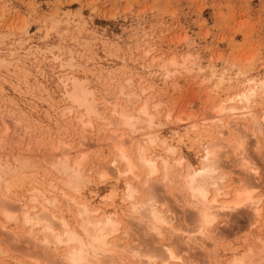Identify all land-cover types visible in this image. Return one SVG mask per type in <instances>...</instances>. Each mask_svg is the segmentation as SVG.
<instances>
[{
	"label": "bare ground",
	"instance_id": "6f19581e",
	"mask_svg": "<svg viewBox=\"0 0 264 264\" xmlns=\"http://www.w3.org/2000/svg\"><path fill=\"white\" fill-rule=\"evenodd\" d=\"M25 25L22 31H25ZM50 29L53 27L50 26ZM49 44L44 48H39L36 44L28 47V44V49L32 50L26 49L29 52H25L23 57L41 52L45 54V58L49 57V62L59 61L62 57L61 49L57 43ZM8 45L10 47V44ZM13 45L15 46L14 43ZM12 49L6 52L7 54L0 55V66L10 73L25 71L20 58L22 55L15 57V49ZM66 51L73 53L70 48ZM149 52L150 50H145L146 54ZM33 58L35 59V56H32V61ZM156 58H151V61ZM252 61L253 57L247 59L246 64H233L228 71H219L212 63H206L205 67L201 68L205 71L204 81L220 80L227 92L225 97L223 95L224 98L218 97L214 104L211 103L207 110V107H202L204 110H200L199 118H194V114L188 112L183 114V110L172 116V109L162 114L164 117L161 118L158 106L162 102H152L153 96H149L151 99L146 97L147 94L144 95L149 85L142 87L139 83L141 89L136 93L127 88L131 86L129 78L124 79L125 85L117 86L120 87L116 88L118 92L115 96L111 93V97L98 98L86 77H78L75 74L79 83L86 87L81 97H74L66 81L67 73L62 72L56 80L60 81L64 90L60 93V99L68 103L61 107V110L58 109L62 116L73 114V120L75 119V123L82 129L81 133H78L79 140L77 139L76 145L74 140L71 146L55 141L56 143L48 148L52 150L44 153L46 157L41 156L43 162L49 163L48 169L51 171L45 167L42 170L43 166L40 171H43L44 175L57 173L60 176L57 181L51 174L60 187L53 184L52 178H49V181L47 177V182L42 181L39 176H34V181L29 179L27 174L30 172L27 173V170H38L35 165L40 159L37 160L35 156V162L33 158L21 154L22 149H16L20 151L18 156L13 154L9 159L8 155L2 154L4 147L0 144V255L7 254L6 257L0 258V264H196L198 261V264H216L218 260L213 259H216V256L219 258L218 245H226L225 234L228 230L223 225L233 218V212L244 215V226L253 229L259 224L264 210V188L261 193L255 194V190L262 187L264 181L259 177L260 170L257 164L255 165V154L251 155L264 141V66L261 65L254 71V67L249 64ZM196 63V57L188 54L181 59L169 57L159 64V67L164 69L161 77L166 81L170 73L179 69L190 71ZM32 64L34 65L33 62ZM112 98L114 101L112 100L110 106L109 101ZM96 120L103 123L102 127H98L100 123L95 124ZM16 122L18 121L14 124ZM10 123L0 124L1 140L9 132ZM94 124L98 127L95 132L103 133L106 127H113L110 131L106 129L109 132L104 134L105 139L101 134V138L110 145V148L107 146L111 150L109 161L106 163L100 160L99 163L98 159L91 161V157L96 153H92V156L88 154L94 145H97V148L101 145L102 148L105 144L96 143V139L91 143L87 142L89 135L82 131L87 128L90 131ZM238 124L244 127L238 128ZM168 128L171 132L166 136L164 131ZM73 129L75 131V127ZM17 131L15 130V133ZM13 134L12 137L15 136ZM188 139L195 145V152L194 148L192 149L195 153L194 160H190L178 147V143L182 140H187V143ZM210 140H214L213 146L220 149L216 167L221 174L216 178L218 185H214L211 191L203 185L204 180L197 182L196 179L212 171L203 167L207 152L202 154L203 143ZM11 141L13 140H9ZM27 148L25 147V150ZM250 148L252 150L248 155L246 151ZM72 150L75 153L71 154ZM12 151L7 153L11 154ZM28 152L34 154L33 151ZM61 159L76 169L77 174H82L83 184L71 183L54 167L53 163ZM229 160L241 161L240 166L247 174L235 179L231 177L229 171L232 163L229 165ZM25 162L27 167H24ZM112 176L122 178L119 189L110 192L108 196H100L97 184L107 182ZM26 177L28 183L25 182ZM29 183L31 188H26V192H18L17 186ZM113 197L119 200V207L112 204ZM106 198L111 201L107 202ZM214 204H219L222 208L240 207L234 210H213L211 205ZM174 205L181 209L182 220H179L174 212L173 209L177 208ZM11 222L22 229L17 232L11 230V226L7 227V223ZM255 238L243 239L250 242L235 251L232 249L229 258L222 256L223 260L226 259L223 264H230L237 254L245 253L252 254L253 264H261L264 260V232Z\"/></svg>",
	"mask_w": 264,
	"mask_h": 264
},
{
	"label": "rangeland",
	"instance_id": "374dc122",
	"mask_svg": "<svg viewBox=\"0 0 264 264\" xmlns=\"http://www.w3.org/2000/svg\"><path fill=\"white\" fill-rule=\"evenodd\" d=\"M24 25L26 28L25 31H22ZM50 26L53 29L49 30ZM75 31H79V33ZM14 41L25 42L16 44ZM55 42L61 49L62 55L68 53L67 49H72L78 67L80 66L76 75L86 77L85 79L94 87L98 98L100 96L101 98L103 96H105L104 98L111 97V93L115 96L118 92L117 89L121 85H125L124 79L129 78L131 86L127 87L128 90L138 93L137 91L141 89L139 85L147 87L148 84L149 88L151 87V90L148 88L144 95L147 94L146 97L153 96L154 99L149 97L152 102H162L158 106L161 118L164 117L162 114L164 115L169 109H172V116H176L183 110V114H198V116H192L199 118L200 110H204L202 107H207L205 108L207 110L218 100V97L219 99L223 95L225 97L227 92L219 82L220 80L204 81L205 71L201 68H204L206 63L215 64L219 71H228L233 64H246V60L253 57V61L249 64L252 68L254 67V71L259 69V66H264V0H0V55L7 54L14 47L12 50L15 49L17 54L14 56L22 55L20 56L22 66L24 65L23 68L26 69L16 73L11 71V74L10 71L8 72L0 66V124L11 122L7 135L3 140L0 137V144L4 147L1 152L8 155L9 159L20 152L16 149H22L21 154L33 159L36 156L37 160L38 158L40 160L35 167L37 166L39 169L27 170V173L30 172L27 177L34 181V178L39 176L42 181L46 182L52 178L53 184L60 187V184L56 182L57 177H60L57 173L50 172V174L44 175V172L40 171L42 166V170L44 167L46 169L50 167L49 163L43 162L42 158L46 157L45 152L52 144L56 143L55 141L70 144L69 146L73 143L76 145L79 140L77 137L80 136L78 133H81L82 129L75 123V119L73 120V114L60 115L61 107H64L68 102L60 99L62 97L60 93L62 94L64 90L60 81L56 80L62 74L61 69L57 68L58 63L52 60L50 63L47 54L48 59L41 52L23 57L25 52L32 50L28 49L30 46L37 45L39 48H44L46 45H50L49 43L54 44ZM28 44L30 45L27 47ZM145 50H150V52L146 54ZM187 54L196 57L197 63L190 71L179 69L170 73L165 81L161 77L164 69L160 68L159 64L169 57L175 56L177 59H181ZM32 56H35L36 60L33 58L32 61ZM153 57L157 58L151 61ZM26 61L28 64L25 63ZM37 64L38 66H36ZM118 85L120 86L117 87ZM58 91L60 92L58 93ZM109 91L110 93H108ZM144 95L143 97H145ZM112 100L114 101L113 98L110 99L111 102L109 101L110 106L113 103ZM109 105H107V110H109ZM14 120L18 122L14 124ZM95 124L102 127L103 123L96 120ZM1 125L0 128H2ZM97 125L90 130L91 133L88 128L86 131H82L87 136L89 135L87 142L91 143L96 139L98 144L105 143L104 134L108 133L111 128L113 129L112 126H108L106 129L109 131L105 129L103 133L97 130L95 132ZM238 125V128L244 127L241 124ZM73 127H75V131ZM15 130H18V133H15ZM170 132L171 130L168 128L164 134L169 136ZM12 134L15 135L17 141H14ZM10 136L13 139H9ZM9 140L13 141L9 142ZM186 141L182 140L178 143V147L186 153L190 160H194L195 145L191 144L189 139L187 143H185ZM262 143L259 144L260 146L255 152H251V148L246 152L248 155L250 152L251 155L255 154V165L257 164L256 166L259 167L261 174L259 177H262L264 181V141ZM107 145L110 148V145L106 143L102 145V148L101 145H98L99 148L94 145L88 151L91 154H88L91 156L94 152L96 154L92 156L93 158L90 156L92 160H89L96 161L98 159L99 163L109 161L111 150ZM25 147L30 150L28 148L25 150ZM6 150L8 153L13 150V153L8 154ZM51 150L49 149L47 153ZM28 151H33L32 153L35 155ZM72 151L71 154L75 153L74 150ZM98 154L100 158H98ZM240 162L229 160V165L231 163L235 165V167L231 165L229 171L230 176L234 179L247 174L246 170L240 166ZM48 170L51 171V169ZM27 177L26 183H28ZM110 178L107 182L96 183L100 196H108L110 192H116L119 189L122 178L117 179L115 176ZM24 185L17 186L19 193L26 192V188H31L30 183ZM263 188L264 185L257 188L255 194L261 193ZM106 200L107 202L111 201L109 198ZM117 203L119 200L113 197L112 204L117 207ZM174 206L177 207L173 209L174 212L178 215L179 220H182L181 209L177 205ZM231 217V222L228 221V224L223 225L228 230L225 234V237L227 236L225 238L226 245H224L225 247L218 245L217 255L219 258L216 256V259H213L218 260V264H223L225 258H229L232 249L235 251L250 242L243 239L250 237L253 240L264 232V210H262L259 224L253 229L244 226V215L233 212ZM225 226H230V228ZM7 227L15 232L22 229L19 226H14L12 222L11 224L7 223ZM225 243L222 242V244ZM228 244H231V247ZM3 248L5 247L3 246ZM6 255L1 254L0 258H4ZM222 256L225 257L224 260ZM198 263L199 261L196 264Z\"/></svg>",
	"mask_w": 264,
	"mask_h": 264
},
{
	"label": "clouds",
	"instance_id": "9594fccd",
	"mask_svg": "<svg viewBox=\"0 0 264 264\" xmlns=\"http://www.w3.org/2000/svg\"><path fill=\"white\" fill-rule=\"evenodd\" d=\"M57 63L60 66L61 71L67 73L66 81L69 85V90L72 92L73 96L77 98L81 97L83 90L86 86L84 84L79 83V81L76 79L75 74L79 71V68H78V62L75 57V54L74 53L63 54L61 59L57 61ZM214 140L204 142L203 147H202V154L204 151L207 152V160L204 162L203 167L210 168L212 169V171L207 174H202L201 176H198L196 178L197 182L204 180L205 183L203 185L207 186L210 191L213 190L214 185H218V181L216 178L221 176L219 169L216 167V158H217V154L219 153L220 149L213 146ZM240 141H243V140H240ZM178 154H182V153H178ZM53 164H54V167L61 174L66 176L71 181V183L73 184H83L84 183L82 174L81 173L77 174V170L71 168L69 163L66 162L65 160L61 159V160L55 161ZM24 167H27L26 162L24 164ZM204 207H207V205H204ZM239 207L222 208L219 204L211 205V208L213 210L216 208L234 210ZM217 221H218V217H217ZM215 224H213V226ZM230 264H253L252 254H249V253H245L244 255L237 254L235 257L231 259ZM261 264H264V260L261 261Z\"/></svg>",
	"mask_w": 264,
	"mask_h": 264
}]
</instances>
